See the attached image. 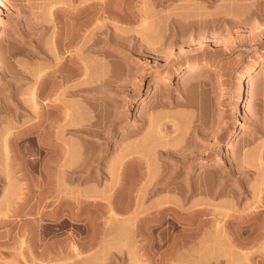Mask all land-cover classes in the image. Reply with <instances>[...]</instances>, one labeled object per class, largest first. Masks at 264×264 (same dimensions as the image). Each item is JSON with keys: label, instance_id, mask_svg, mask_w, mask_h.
<instances>
[{"label": "rangeland", "instance_id": "obj_1", "mask_svg": "<svg viewBox=\"0 0 264 264\" xmlns=\"http://www.w3.org/2000/svg\"><path fill=\"white\" fill-rule=\"evenodd\" d=\"M102 1L0 4V264L234 262L240 250L264 264V0H114L125 19L97 10L70 44L74 14ZM75 66V79L57 85ZM56 97L74 105L78 128L103 137L62 132L63 147L81 150L69 162L76 172L40 174ZM237 225L260 238L233 245Z\"/></svg>", "mask_w": 264, "mask_h": 264}, {"label": "bare ground", "instance_id": "obj_2", "mask_svg": "<svg viewBox=\"0 0 264 264\" xmlns=\"http://www.w3.org/2000/svg\"><path fill=\"white\" fill-rule=\"evenodd\" d=\"M104 1V0H103ZM102 1V2H103ZM119 1H121V0H119ZM152 1V0H151ZM154 1L155 0H153V2L152 3H154ZM89 3V2H88ZM100 3V2H99ZM112 3H114V0H105V2H104V4H101L100 3V5H98L97 6V3H96V5H95V3H93V4H88L87 6H86V9L84 10V9H82V11L79 9V11H81V12H76L77 14H74L75 15V19H76V23H78V25H77V27L78 28H76L74 31H76V32H74V34H72V33H70L71 34V42H70V44L71 43H73L74 41H76V39H77V36H79L80 35V33H78V31H80L81 29H83L85 26H86V24L90 21H87L86 19H90V18H86V17H88L90 14H92V13H94V12H96L97 10H99V11H102L103 13H106V12H108L109 14H110V12L112 11V13H116V15H118L119 16V20H121V19H125V15H124V13H125V11L122 9V7H121V10H118L117 12H114L113 10H110L109 9V6H111V4ZM151 3V4H152ZM0 4L1 5H3V0H0ZM116 4V3H115ZM113 5V4H112ZM123 5V4H122ZM116 6V5H115ZM118 3H117V8H118ZM83 7V6H82ZM81 7V8H82ZM111 8H113L112 6H111ZM116 8V7H115ZM119 9V8H118ZM115 10V9H114ZM117 10V9H116ZM149 9H143V10H140V9H138V10H134V8L133 9H131V12L133 13V14H143V13H148L149 14V12H150V10L148 11ZM129 12H130V10H129ZM130 12V13H131ZM143 12V13H142ZM52 13V12H51ZM117 16V17H118ZM136 16V15H135ZM86 18V19H85ZM121 18V19H120ZM73 19H74V16H73ZM85 19V20H84ZM104 28L103 29H105V26H103ZM108 27H109V25H108ZM107 28V27H106ZM101 29H102V27H101ZM107 29H105V31H106ZM79 34V35H78ZM69 37H70V35H68ZM61 39V38H60ZM64 40V39H63ZM60 41V40H59ZM0 42H1V38H0ZM68 42V41H67ZM61 43V42H60ZM75 43V42H74ZM64 44H65V42H64ZM68 45H69V43H68ZM63 47V46H62ZM72 59H75V57H71ZM71 59V60H72ZM76 61H78L77 59H76ZM72 62H75V60H72ZM71 63V62H70ZM77 63V62H76ZM71 65V64H70ZM77 65V64H76ZM200 65V63H195V64H192V65H190L188 68V71H193V70H197V68H198V66ZM79 66V65H78ZM64 67V65L61 67V68H63ZM65 67H68V66H65ZM76 66H75V69L74 70H72L71 72H67L66 70V72H67V74L66 73H64L65 71H63L62 69V71L59 69L58 71H61L62 73H64V75H62L60 72V74L62 75V79H60L59 80V82L57 83V85H61L62 83L64 84V81H71V79H75L74 77L77 75L76 73H75V70H76ZM79 68H80V66H79ZM78 68V69H79ZM64 69V68H63ZM69 69H73V68H69ZM78 71V70H77ZM256 70L255 69H248L247 71H246V73H245V75H246V77L245 78H247L248 76H250V75H252L254 72H255ZM58 73V74H59ZM79 73V72H78ZM80 73H82V72H80ZM86 73V72H85ZM61 75H59V76H61ZM52 76V75H51ZM174 76V73H173V71L172 70H169V71H167L166 73H163V75H161L160 77H161V81H166V80H169V79H171L172 77ZM61 81V82H60ZM61 83V84H60ZM67 83V82H66ZM65 83V84H66ZM69 83V82H68ZM57 85H55V87L57 86ZM67 85V84H66ZM74 85H76V84H74ZM73 85V86H74ZM76 86H79V84H77ZM76 86H74L75 88H76V90L78 91L79 89H81V91H87V89H88V87H83V85L79 88V89H77L78 87H76ZM55 87H54V89H55ZM59 87V86H58ZM57 87V88H58ZM61 87H62V85H61ZM67 87V86H66ZM70 88H67V90H65V92H64V89H62L63 90V93L62 94H65L66 95V93L68 92V93H71V92H76V90L74 89V87H72V86H69ZM57 88L55 89L56 91H57ZM91 87H89V89H90ZM53 89V90H54ZM66 89V88H65ZM71 89V90H70ZM72 89H74V90H72ZM88 89V90H89ZM93 89H95V88H93ZM246 89H247V86H246V84H245V81H244V84L242 85V91L245 93V91H246ZM58 90H59V88H58ZM62 90H61V92H62ZM91 90V89H90ZM89 90V91H90ZM67 91V92H66ZM80 91V90H79ZM79 91L77 92V93H79ZM92 91V90H91ZM52 92V91H51ZM61 92H60V94H61ZM87 93V92H86ZM59 94V93H58ZM61 94V95H62ZM33 96L35 97V95L33 94ZM60 96V95H59ZM93 97V96H92ZM91 97V98H92ZM58 100L59 99V97H58V99H57V97L56 98H54V102H56V100ZM52 100V99H51ZM60 100L63 102L64 100H63V96H62V98L60 97ZM60 100H58L59 102L58 103H54V104H57V105H54V109L56 108V110H57V113H56V115H55V117H54V119L53 118H50V116L49 117H45L44 118V116H43V118H44V120H43V123H46V127H48V129H47V131L49 130L50 131V134L54 131L55 132V134H54V136H55V138H54V136H52V137H50L49 135L47 136V135H44L45 137L47 136V138L45 139V140H40L39 141V150H40V154H41V156L43 157V167H42V169H40V167H39V165H38V167H39V169L41 170V172H40V174L41 173H47V172H52L53 173V170H54V167H57V166H63L64 164L66 165V164H68L69 166H70V163L69 162H72V161H74V160H72L71 161V159H73L74 157V155H75V158H76V156H77V154H79V156H80V153H75L74 154V152H76V148L78 149V147L76 146V142L74 141H72V140H70V141H64L65 143L67 142V144H65L64 143V147H63V142L61 143V141L62 140H65V139H63L62 137L64 136L63 134H62V132H64V133H69V132H72V134L73 133H76V134H78V135H80V136H82L83 138H85V139H91V138H96V137H103L102 135H101V133H98L99 131H94L92 128H90L89 126L87 127V126H82V127H80V128H78V126L76 125V124H78L77 122L75 123V121L73 120L75 117H73V116H75L74 115V111H76V110H74V108L75 107H73V106H69L71 103H67L66 101H64V103L66 102L67 104H69V105H65V104H63V106H62V104H59V103H62V102H60ZM52 104V103H51ZM98 104V103H97ZM100 105H103V102L102 103H99ZM53 105H51V107L53 106ZM72 105V104H71ZM92 105V104H91ZM106 105V104H105ZM99 106V105H98ZM250 106H251V103H250V100H249V98H247L246 100H245V108H250ZM73 107V108H72ZM55 110V111H56ZM74 110V111H73ZM53 112H54V110H52ZM52 112V113H53ZM74 112V113H73ZM44 114H46V113H44ZM51 114V113H50ZM47 115H49V113L47 114ZM52 115H54V113L52 114ZM42 116V115H41ZM53 117V116H52ZM76 119V118H75ZM40 122V121H39ZM38 125H39V123H38ZM112 125V124H111ZM44 127V126H43ZM45 127V128H46ZM55 127H58L57 129L58 130H54V128ZM59 130H62L61 132L59 131ZM52 131V132H51ZM65 131H67V132H65ZM53 132V133H54ZM62 134V136H60L59 134L60 133ZM43 133V132H42ZM45 133H47L48 134V132H45ZM58 136H60V137H58ZM43 137V136H42ZM44 137V138H45ZM40 138V137H39ZM52 138H54V139H52ZM60 138H62L61 139V141L60 140H58V139H60ZM42 139V138H41ZM38 141V140H37ZM59 141V142H58ZM89 142V141H88ZM6 143H7V139H6ZM6 143H5V145H6ZM61 143V144H60ZM85 143H87L86 141H85ZM79 143H77V145H78ZM4 145V146H5ZM67 145V146H66ZM80 146V145H79ZM4 148H9L10 149V147H4ZM170 150V148H167V152H171L172 151V154H173V152H174V154H175V150L173 151V149L171 150V151H169ZM79 150V149H78ZM166 150V149H165ZM6 151V150H5ZM8 151V150H7ZM79 151H81V150H79ZM78 151V152H79ZM163 151V150H162ZM6 153V152H5ZM36 153V152H35ZM161 153H164V151L163 152H161ZM34 154V153H33ZM8 156V158H10V156H9V154H7L6 155V157ZM79 156H77V158L79 157ZM100 156V155H99ZM76 158V159H77ZM94 158V157H93ZM93 158H91V159H93ZM95 158H98L97 156H95ZM94 158V159H95ZM122 159H125L124 157H121ZM7 159V158H6ZM68 159H70V161L68 160ZM75 159V160H76ZM7 160H9V159H7ZM64 160V161H63ZM67 162H66V161ZM96 160V159H95ZM218 161H217V164L220 162V160L219 159H217ZM42 161V160H41ZM93 162H94V160H92ZM64 162H66V163H64ZM77 162V161H76ZM89 162H91V161H89ZM117 162V161H116ZM116 162H115V164H116ZM121 162V161H120ZM120 162H118L119 164H120ZM124 162V161H123ZM123 162L121 163V165L123 164ZM129 162V161H128ZM132 162V161H131ZM92 163V162H91ZM127 163V162H126ZM54 166H53V165ZM71 164H75V166H73V165H71L72 166V168L74 167H76V163H71ZM115 164H114V166H115ZM130 164V163H129ZM87 165V164H86ZM124 165V164H123ZM32 166V165H31ZM60 166V167H61ZM69 166H67L66 165V167H68V168H70L71 169V166L69 167ZM88 166V165H87ZM90 166V165H89ZM119 166V165H118ZM51 167L53 168V170L51 169ZM66 167H64L63 166V168H66ZM113 167V166H112ZM120 167V166H119ZM29 168V167H28ZM62 168V169H63ZM68 168H66V169H68ZM74 168H73V170H74ZM77 168V167H76ZM85 168H86V166H85ZM118 167H115V169H117ZM121 168V167H120ZM119 168V169H120ZM124 168H125V166H124ZM123 168V169H124ZM30 169V168H29ZM33 169V168H32ZM36 169V168H35ZM51 169V170H50ZM55 169H57V170H59L58 168H55ZM61 169V168H60ZM69 169V170H70ZM81 169H84V167H82ZM81 169L80 170H77V171H81ZM91 168H89V170H90ZM125 169H127V168H125ZM31 170V169H30ZM72 170V169H71ZM72 170V171H73ZM85 170V169H84ZM110 170H111V168H110ZM39 171V170H38ZM60 171H62V170H59V172L58 173H60ZM65 171V170H64ZM68 171V170H67ZM86 172H87V169L85 170ZM108 171V170H107ZM112 171H113V169H112ZM121 171H122V168H121ZM57 173V171H55L54 170V173ZM63 172V171H62ZM66 172V171H65ZM74 172H76V171H73V173ZM91 172V171H90ZM111 171H108L107 173H110ZM119 172L120 171H118V174H119ZM123 172V171H122ZM53 173V174H54ZM67 174H68V172H66ZM72 173V172H71ZM112 173V172H111ZM124 173V172H123ZM126 173V172H125ZM124 173V174H125ZM50 174V173H49ZM114 174V173H113ZM113 174H111V175H113ZM115 174H117V173H115ZM43 175V174H42ZM45 176H46V174H44ZM43 175V176H44ZM69 175V174H68ZM74 175V174H73ZM108 175V174H107ZM110 175V174H109ZM50 176V175H49ZM48 176V177H49ZM115 176V175H114ZM117 176V175H116ZM122 176H124L123 174L121 175V177ZM118 177V176H117ZM117 177H115V178H117ZM120 178V177H119ZM124 178V177H123ZM120 180V179H119ZM122 181H123V183H124V179H121ZM121 181V182H122ZM120 183V182H119ZM128 183V182H127ZM126 183V184H127ZM125 184V183H124ZM45 186L47 185V183L46 184H44ZM39 186V185H38ZM43 186V185H42ZM115 186H116V184H115ZM120 186V185H119ZM122 186V185H121ZM120 186V187H121ZM125 186V185H124ZM41 187V186H40ZM44 187V186H43ZM46 187H48V185L46 186ZM45 187V188H46ZM123 187V186H122ZM131 187V186H130ZM31 189V188H30ZM35 189V187L33 188V190ZM43 189V188H42ZM124 189V188H123ZM131 189V188H130ZM37 190V189H36ZM120 190V189H119ZM31 191H32V189H31ZM117 191V193H119L120 191H118V190H116ZM46 192V191H45ZM114 192H115V190H114ZM124 192V191H123ZM30 193V192H29ZM33 193V192H32ZM36 193V192H35ZM41 193H43L42 192V190H41ZM38 194V193H37ZM44 194V193H43ZM40 195V194H39ZM45 195V194H44ZM43 195V196H44ZM113 195V194H112ZM116 196H117V194H115ZM42 196V197H43ZM118 196H119V194H118ZM42 197H40V198H42ZM113 198V197H112ZM25 199V198H24ZM117 199V198H116ZM28 200V199H27ZM26 200V201H27ZM114 200H115V198H114ZM120 200V199H119ZM26 201H24L23 203L25 204V206H26ZM42 201V200H41ZM29 202V201H28ZM78 202H79V200H78ZM82 203V202H81ZM129 204H131L130 202H128ZM128 203H127V205H128ZM79 204V203H78ZM90 204V203H89ZM92 204V203H91ZM90 204V205H91ZM94 204H98V203H94ZM111 204V203H110ZM115 205H117L118 206V204H115ZM120 205L121 206H123V204H121V202H120ZM127 205H126V207H127ZM21 206H23V207H25L23 204H21ZM132 206V205H131ZM111 208H113L112 206H110ZM109 207V208H110ZM124 207V206H123ZM119 208V207H118ZM128 208V207H127ZM131 208V207H130ZM256 208H260V207H256ZM116 209V208H115ZM260 210V213H261V208L260 209H258V211ZM112 211V210H111ZM257 213L256 214H258V211H257V209L255 210ZM255 211H253L252 213H254V216L256 215L255 214ZM263 211V210H262ZM113 212H116V211H114L113 210ZM200 212H201V210H200ZM259 213V214H260ZM116 214V213H115ZM258 214V215H259ZM250 215H252L253 216V214H250ZM77 216V215H76ZM9 218V217H8ZM8 218H7V221H8ZM11 218V217H10ZM6 220V219H5ZM246 221V220H245ZM3 222V221H2ZM5 222V221H4ZM10 222V221H9ZM138 223V222H137ZM240 223V222H239ZM245 223V222H244ZM248 223V222H247ZM246 223V224H247ZM242 224H243V221H242ZM245 224V225H246ZM250 224V223H249ZM249 224H247L246 226H248ZM252 225L254 224V223H251ZM244 225V224H243ZM257 226H259V223H257L256 224ZM238 226L239 225H237L236 227L237 228H235V230L237 231H235L234 233L235 234H233V236L235 235L236 236V238H235V236H234V238H235V240H233V241H235L236 242V244H233V245H237V246H239L241 249L242 248H246L247 246V248H249V243H251V238H253V237H251V236H253L257 231H258V233H260L261 232V230H256V229H251V225H250V227H247V228H249V229H251L252 231H254L251 235H247L248 237H246L245 236V233L246 232H248V230L246 231V230H244V228L242 229V227H244V226H239L240 228H238ZM261 226L262 227H264V225H262L261 224ZM256 226L254 225V228H255ZM246 228V227H245ZM258 228V227H257ZM238 229V230H237ZM234 230V229H233ZM250 230V231H251ZM264 230V229H263ZM262 230V232H263V234H264V231ZM260 231V232H259ZM261 232V233H262ZM257 233V234H258ZM262 234V235H263ZM261 235V234H260ZM261 235V237H263ZM255 236V241H257L260 237H256V235H254ZM249 237H251L250 239H249ZM258 238V239H257ZM94 240V239H93ZM93 240H92V242H93ZM254 241V242H255ZM76 242H79V241H76ZM234 242V243H235ZM252 242H253V240H252ZM81 245L80 246H82L83 248H84V244H86V242L82 245V243H81V241L79 242ZM90 243V242H89ZM93 243H95V242H93ZM91 245H92V243H90ZM88 244H87V248H88ZM76 247H77V245H76ZM75 247V245L72 247V248H76ZM81 247V248H82ZM77 248H79V247H77ZM75 249V250H79V249ZM87 248H85V249H87ZM89 248H91V247H89ZM240 250V249H239ZM81 251V250H80ZM80 251L78 252V253H80ZM243 251H241L240 250V253H239V258L238 257H236V259L234 260V262L233 261H230V258L228 259V258H226L227 259V261L229 260L231 263L233 262V264H239V262L241 263V264H251L250 262H252V264H256V262H255V259L253 260V257H254V255L255 254H258V253H255L254 255H253V253H250L249 251H245V252H243ZM77 253V252H76ZM246 254V256H251L252 257V260L249 262L248 261V259H251V257L249 258V257H247L246 259V261L245 260H243L246 256H244V257H241V255H243V254ZM247 253H250V254H252V255H247ZM44 254V253H43ZM118 254V253H117ZM241 254V255H240ZM260 254V253H259ZM169 254H167V256H168ZM263 255V254H262ZM78 256V255H77ZM81 256V255H80ZM113 256H114V254H113ZM116 256H118L117 258V260H118V262H113L112 261V263L113 264H119V262H121L122 261V259H123V257H121V256H123V255H116ZM120 256V257H119ZM166 256V255H165ZM164 256V257H165ZM125 257V256H124ZM142 257V256H141ZM161 257V259H162V256H160ZM171 257V256H170ZM211 257H213V256H211ZM215 257V256H214ZM208 258V256L206 257V256H204V259H201L202 261H200L199 259H200V257H199V259L197 260L198 261V263H201V264H222L223 263V261L225 262V260H223L222 261V258L220 259L219 258V256L217 257V259L216 258ZM111 258V260L113 259L112 257H110ZM203 258V257H202ZM206 258H208V259H206ZM264 258V257H263ZM140 259L142 260L141 262L143 263V264H145L144 263V258H140L139 257V259H137V261L139 262V264H142L141 262H140ZM149 259H150V257H149ZM152 259V258H151ZM155 259L156 258H154V261H155ZM158 259V258H157ZM169 259V258H168ZM188 260L190 259V258H187ZM214 259V260H213ZM234 259V258H233ZM162 260H165V262H167V260L166 259H162ZM170 260H171V258H170ZM169 260V261H170ZM177 261H178V259H176ZM186 261V259H185V261H184V259L182 260V261H184V262H190L191 260H192V262H193V264H194V262H196L197 263V261H196V259L194 258V259H190V261ZM236 260H238V261H236ZM240 260H242V261H244L243 263H242V261H240ZM257 260V259H256ZM114 261H115V258H114ZM159 261H161L160 259H159ZM172 261V260H171ZM176 261V262H177ZM179 261H181V260H179ZM226 261V262H227ZM229 261L227 262V264H231V263H229ZM89 262V261H88ZM164 262V261H163ZM172 262H174V261H172ZM192 262H190V263H188V264H192ZM238 262V263H237ZM257 262H259V261H257ZM182 264H186V263H183V262H181ZM260 263V262H259ZM264 263V262H263ZM83 264V263H82ZM109 264H111V263H109ZM121 264V263H120ZM226 264V263H225ZM261 264V263H260Z\"/></svg>", "mask_w": 264, "mask_h": 264}]
</instances>
